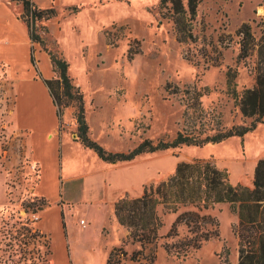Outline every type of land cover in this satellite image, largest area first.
Here are the masks:
<instances>
[{
	"label": "rangeland",
	"instance_id": "1",
	"mask_svg": "<svg viewBox=\"0 0 264 264\" xmlns=\"http://www.w3.org/2000/svg\"><path fill=\"white\" fill-rule=\"evenodd\" d=\"M50 7L56 16L37 23L47 27L46 32H38L44 47L59 52L68 62L72 84L82 94L88 135L105 149L127 152L144 138L171 139L189 117V110L185 112L191 103L187 96L196 94L200 97L194 109L211 117V127L216 122L225 128L250 123V118L241 116L233 92L240 94L254 84L250 71L253 57L236 62L239 45L235 30L249 22L257 33L255 23L264 17V0H201L193 29L196 39L188 42L176 40L158 0H59ZM52 19L59 24L54 32L47 25ZM228 69L236 72L230 87L225 76ZM13 95L14 82L0 73V264H51L49 235L38 229L33 217L48 202L32 193L37 169L29 162L26 136L14 123ZM77 113V102L62 108L59 134L76 137ZM260 157H264V121L243 137L230 136L202 146L181 144L111 164L127 170L130 187L120 196H134L145 184L166 178L178 161L193 158H210L227 168L232 183L252 187ZM64 201L69 207L77 205L73 214L67 215L73 251L71 257L67 247L69 264L71 258L73 264L101 261L95 232L100 221L99 237L109 242L105 247L123 244L127 264H141L142 260L128 259L140 246L128 237L125 226L114 223L112 201L104 200L99 210L94 205L86 207L90 199ZM205 212L218 222V235L185 255L165 249V242L178 240L187 231L180 224L177 235L169 236L176 213L163 215L158 238L145 248L146 253L155 254L154 264H237V236L232 231L236 212L228 202H217ZM82 217L83 225L79 222Z\"/></svg>",
	"mask_w": 264,
	"mask_h": 264
},
{
	"label": "trees",
	"instance_id": "2",
	"mask_svg": "<svg viewBox=\"0 0 264 264\" xmlns=\"http://www.w3.org/2000/svg\"><path fill=\"white\" fill-rule=\"evenodd\" d=\"M22 5L21 19L25 22L32 43H39L48 56L56 77L44 80L55 106L58 120L62 108L77 102L76 140L91 148L99 158L107 162L130 160L143 152H153L181 144L202 146L207 142L220 143L230 136L243 137L264 121V17L255 23L257 33L249 22L241 23L235 30L238 36L236 62L253 57L250 71L254 76L252 87L244 88L240 94L233 92L234 103L242 117L250 118L247 125L222 127L216 122L210 126L211 117L195 110L198 97L187 96L189 117L182 130L168 140L158 138L142 139L127 152L110 151L88 135V126L83 115L82 94L72 84L68 74V62L57 51L47 50L38 30L47 31L45 25H37L56 16L54 7L40 8L32 0H14ZM201 0H158L163 17L171 24L178 42L194 41L193 29L197 7ZM30 60L35 65L34 48L30 47ZM227 85L233 86L236 72L228 69L225 73ZM193 103V104H192ZM196 105H195V104ZM195 107H194V106ZM191 109V111H190ZM193 109V110H192ZM184 112V113H185ZM212 132H206L202 128ZM217 202H228L237 214V223L232 231L237 236V264H264V157L257 159L253 170V186L240 182L232 183L226 167H219L210 158H193L176 163L174 170L164 179L143 186L136 196L124 194L113 206L116 220L128 229V237L138 242L139 249L132 252L129 260H142L141 264H154L155 254L146 253L148 244L158 238V229L163 225V215L176 213L169 236L177 235V226L182 224L187 233L171 243L165 242L166 250L185 255L198 248L203 241L218 235V222L205 210ZM10 237H14L11 235ZM127 252L123 244L112 247L104 264H127Z\"/></svg>",
	"mask_w": 264,
	"mask_h": 264
},
{
	"label": "crops",
	"instance_id": "3",
	"mask_svg": "<svg viewBox=\"0 0 264 264\" xmlns=\"http://www.w3.org/2000/svg\"><path fill=\"white\" fill-rule=\"evenodd\" d=\"M33 2L40 8H46L59 0ZM21 11L22 6L14 0H0V73L14 82V123L18 132L26 136L29 162L37 169L32 176V193L48 202L39 209L35 224L49 235L51 264H69V254L72 257L73 251L67 215H72L77 205L69 207L64 200L90 199L91 203L86 207L94 205L99 210L104 200L114 204L123 189L130 185L126 182L125 168L102 160L74 136L59 134L56 109L44 82L56 77V74L52 71L48 54L40 49L38 43L31 42L27 26L20 16ZM47 25L51 32L58 30L56 19L48 21ZM31 45L35 65L30 60ZM116 176H120V180L117 181ZM70 185L74 189H70ZM101 223L95 229L102 253L98 264L114 245L105 247L109 242H103L99 237ZM71 262L73 264L72 258Z\"/></svg>",
	"mask_w": 264,
	"mask_h": 264
},
{
	"label": "built area",
	"instance_id": "4",
	"mask_svg": "<svg viewBox=\"0 0 264 264\" xmlns=\"http://www.w3.org/2000/svg\"><path fill=\"white\" fill-rule=\"evenodd\" d=\"M33 217H35V219H38L39 217L38 213H35V214L33 213ZM80 221L82 224H84V219H81Z\"/></svg>",
	"mask_w": 264,
	"mask_h": 264
}]
</instances>
